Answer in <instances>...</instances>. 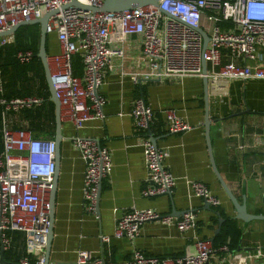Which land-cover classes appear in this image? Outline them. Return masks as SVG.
Here are the masks:
<instances>
[{"label": "built area", "instance_id": "built-area-1", "mask_svg": "<svg viewBox=\"0 0 264 264\" xmlns=\"http://www.w3.org/2000/svg\"><path fill=\"white\" fill-rule=\"evenodd\" d=\"M103 0H0V32L23 20L47 17L45 33H53L58 51L47 56L49 74L59 102L60 119L69 122L77 132L86 122L103 119V96L97 92L113 60L121 56L118 43L129 35L139 37L140 58L148 63L143 78L180 81L187 77L206 78L208 92L226 94L229 81L264 80V0H156L116 12L79 9L72 3L99 7ZM200 28L207 36L202 46ZM11 37H1L0 43ZM78 54L81 75L74 76L71 56ZM31 51H18L20 62L30 59ZM205 72L201 71V62ZM0 74V249L12 251L14 262L4 264H41L46 240L49 191L54 171L53 139L34 137L26 127L11 128L10 114L38 105L37 95L5 97ZM129 116L133 126L146 133L152 122V111L142 97H135ZM163 127L170 133L189 128L173 109L162 112ZM84 168L81 182L83 209L96 217V200L100 181L110 174L109 150L96 139L74 134L70 138ZM141 149L145 169L142 197L169 193L175 177L164 159L166 147L143 137ZM189 193L209 206L218 200L200 181H186ZM174 226L179 232L193 229L196 215L191 209L178 217L162 214L153 208L131 207L115 219L110 235L99 234V251L78 249L73 264H112L102 256V244L110 238L133 240L147 221ZM21 235V244L13 243V233ZM211 242L193 238V252L178 256H146L133 249L123 264H208L214 252ZM33 252H39L34 255ZM240 255H230L229 264H241ZM264 260L256 248L244 260Z\"/></svg>", "mask_w": 264, "mask_h": 264}, {"label": "crops", "instance_id": "crops-1", "mask_svg": "<svg viewBox=\"0 0 264 264\" xmlns=\"http://www.w3.org/2000/svg\"><path fill=\"white\" fill-rule=\"evenodd\" d=\"M46 55L58 51L53 33L46 34ZM121 56L113 60V68L105 72L97 92L104 98L103 119H93L75 132L69 122L61 120V141L52 203V237L47 264H73L78 249L99 251V234L110 235L115 219L131 208H153L162 214L178 217L191 209L196 221L193 229L179 232L174 226L157 221L144 222L133 240L110 238L102 244V256L112 264H123L133 249L146 256L165 257L193 252V238L213 239L216 217L203 200L189 193L186 181L204 183L218 200L216 206L233 218L235 211L209 164L203 129L201 79L187 77L180 81L144 79L148 63L140 58L139 37L126 36L117 44ZM208 90V89H207ZM142 97L151 108L150 134L155 145L166 147L164 163L175 177L169 193L142 197L145 169L139 141L146 133L133 126L129 116L132 100ZM245 108L248 112H244ZM173 109L189 128L170 133L163 127L162 112ZM15 114L10 121H15ZM13 117V118H11ZM208 138L212 160L218 176L249 214L264 215V80L229 81L226 94L208 92ZM14 123L11 128L15 127ZM13 126V127H12ZM74 134L96 139L109 150L110 174L100 181L96 217L83 209L81 182L84 164L72 147ZM42 138V135L39 136ZM47 139V138H45ZM241 230L237 248L214 252L208 264H229L230 255H240L241 264H264L260 258L244 260L256 248L264 253V220L246 224L236 220ZM43 253V248L40 251ZM34 255H39V252Z\"/></svg>", "mask_w": 264, "mask_h": 264}, {"label": "trees", "instance_id": "trees-1", "mask_svg": "<svg viewBox=\"0 0 264 264\" xmlns=\"http://www.w3.org/2000/svg\"><path fill=\"white\" fill-rule=\"evenodd\" d=\"M38 38L39 26L32 23L17 27L10 42L0 43V74L3 81V95L7 98L30 96L29 82H33L38 91L35 95L41 98V102L38 105L19 110L14 116L21 121L19 127L28 128L34 137L42 135V138L53 139V104L48 99L49 93L44 81L41 62L36 57ZM47 38L46 35L45 46ZM25 50L31 51L30 59L26 62L18 61L15 58V53ZM71 70L74 76L81 75V60L78 54L71 56ZM209 208L216 216L212 218L214 223H217V218L221 219L219 231L211 241L212 246L217 248L225 244L229 252L235 251L241 238V230L237 226L236 220L226 216L217 207ZM21 241V235L14 232L13 243L21 244ZM3 259L8 263L15 260L11 250L3 251Z\"/></svg>", "mask_w": 264, "mask_h": 264}, {"label": "water", "instance_id": "water-1", "mask_svg": "<svg viewBox=\"0 0 264 264\" xmlns=\"http://www.w3.org/2000/svg\"><path fill=\"white\" fill-rule=\"evenodd\" d=\"M156 3V0H103L101 5L99 7H93V6H84L81 4H78L76 2H73L72 4L79 8V9H89L91 11H105V12H116V11H121L123 9H130L135 6H140V5H145V4H152L154 5ZM52 13V11L49 12H44L40 18L33 19V20H23L12 27H10L8 30L1 31L0 32V38L1 37H6V36H12L14 31L16 30L17 27L25 24H38L39 26V38H38V49L36 53V57L40 60L42 70H43V76H44V81L49 93V101L53 104V120H54V136H53V143H54V171L52 174V179L50 182V191H49V209H48V217H47V224H46V240L45 244L43 247V253H42V262L41 264H47L48 261V250H49V245H50V240L52 237V232H51V226H52V203H53V194H54V189H55V176H56V171H57V164H58V158H59V144L61 141V120H60V108H59V102L55 96L54 92V87H53V82L54 78L50 76L49 74V69H48V64H47V55L45 51V39H46V33H45V24H46V19L47 17ZM199 33L202 36V46L205 47L206 41H207V36L206 34L200 29L197 28ZM201 71L202 73L205 72V63L202 61L201 62ZM201 83H202V100H203V129H204V138H205V143H206V149H207V154H208V159H209V164L211 166V169L213 173L215 174L220 186L222 187L224 193L230 200L232 207L235 211V214L233 216V219L238 220L242 222L243 224H246L250 220H264V215L263 214H249L246 211L245 208V202H244V197L241 198V202H238L237 199L232 195L230 190L226 187V185L223 183L221 178L218 176V173L215 169L212 156H211V150H210V141L208 138V126L210 123V119L208 118V90H207V81L206 78L202 77L201 78ZM244 112H248V109L245 108ZM146 133L147 137L149 140L155 144V138L150 134L149 131V126L146 127ZM100 188V187H99ZM99 188L97 192V199H98V193H99ZM97 203V200H96ZM204 208H208L209 204L206 201H203ZM182 213V212H180ZM220 222L221 219L217 218V227L213 231V235H215L220 228ZM209 241H212V238L209 239ZM240 249H247V248H241L237 247V251ZM7 263L4 261L2 258V250L0 249V264Z\"/></svg>", "mask_w": 264, "mask_h": 264}, {"label": "rangeland", "instance_id": "rangeland-1", "mask_svg": "<svg viewBox=\"0 0 264 264\" xmlns=\"http://www.w3.org/2000/svg\"><path fill=\"white\" fill-rule=\"evenodd\" d=\"M28 91H29L30 95H35L38 92L36 86L31 81L29 82V90ZM11 118H13V117H11ZM13 123H14L15 127H19V125L21 124V121H19L16 118H15V121L14 120L9 121L10 125Z\"/></svg>", "mask_w": 264, "mask_h": 264}]
</instances>
